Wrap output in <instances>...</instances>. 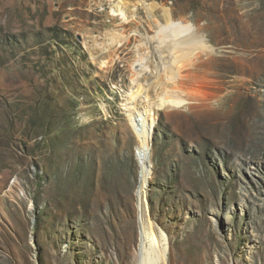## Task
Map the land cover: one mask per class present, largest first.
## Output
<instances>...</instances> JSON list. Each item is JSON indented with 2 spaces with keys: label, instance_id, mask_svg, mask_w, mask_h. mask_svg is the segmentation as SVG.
Wrapping results in <instances>:
<instances>
[{
  "label": "rangeland",
  "instance_id": "rangeland-1",
  "mask_svg": "<svg viewBox=\"0 0 264 264\" xmlns=\"http://www.w3.org/2000/svg\"><path fill=\"white\" fill-rule=\"evenodd\" d=\"M124 7L0 0V264H138V195L165 264H264V0ZM165 20L205 51L172 65ZM131 114L155 120L146 183Z\"/></svg>",
  "mask_w": 264,
  "mask_h": 264
},
{
  "label": "bare ground",
  "instance_id": "bare-ground-1",
  "mask_svg": "<svg viewBox=\"0 0 264 264\" xmlns=\"http://www.w3.org/2000/svg\"><path fill=\"white\" fill-rule=\"evenodd\" d=\"M109 2L110 6V16L112 19L116 20L118 19L120 21V25L124 27L125 25H129L134 21L133 17L127 15V12L125 11L124 7V0H107ZM191 25H183L181 22H173L171 20H165V24L157 25L156 26V40L158 47H160V50L162 53H167L169 55H174V53H180L182 58L181 60L176 59L172 60L171 64H175L176 61L181 62L184 60L183 58H190L189 55H194V51L202 50V40L200 37L196 36L193 32ZM132 36H134L137 31L133 32ZM112 34V33H111ZM119 35V34H118ZM131 37H124L122 41H124L123 45L130 41ZM136 36V35H135ZM118 37V36H117ZM111 39V38H110ZM111 45V44H110ZM121 45V47L123 46ZM116 46V45H115ZM120 48V47H119ZM205 50H202V53ZM206 53V52H205ZM198 54V53H197ZM176 56V55H175ZM109 55L104 56L100 62V66H107L109 64ZM173 57V56H172ZM198 57V56H197ZM191 60V59H190ZM170 61V60H169ZM186 61V60H185ZM193 61V60H192ZM136 63H139V66L143 70V60H139ZM170 63V62H169ZM169 63L162 62V65L164 64V68L170 69L172 65H169ZM184 63V61H182ZM186 63V62H185ZM193 63V62H192ZM167 64L169 66H167ZM138 65H133V69L135 70L137 76L140 75L136 67ZM191 66V65H190ZM172 69V68H171ZM172 72V70H169ZM175 73V72H173ZM177 75V74H175ZM180 76V70L178 71V76ZM136 77V76H135ZM189 76L181 77V84L185 83V81L188 80ZM177 78L173 77L172 74V82L175 83ZM135 82V80H134ZM183 92V91H181ZM180 97V96H179ZM186 97V96H185ZM189 98L193 97L191 93H189ZM195 97V96H194ZM134 99V96L130 97V100ZM171 99V98H170ZM164 100V99H163ZM190 100V99H188ZM184 97L182 98H175L171 100L170 105L172 104V107H179L183 105L184 102L188 101ZM166 100H164L165 102ZM163 102V101H162ZM167 102V101H166ZM169 102V100H168ZM163 104V103H162ZM164 108V106H161ZM166 107V106H165ZM148 114V113H147ZM152 114L146 115L144 119L139 120V116L135 114H131L130 120L134 127L135 134L137 135L138 141H139V147L137 149V160L140 166V174L141 178L144 183H146L150 176V170H151V157H150V141L152 136V130L155 126V120H153ZM140 122H142V128L138 129ZM141 125V124H140ZM141 191V190H140ZM140 200V205L138 204V210H139V225H140V240H139V248H138V264H165L166 262V249H165V237L162 230L156 228L153 221L148 220V222H145L143 218V211H142V200L139 198L138 195V202ZM151 238L152 243L150 244L149 250L150 253H146V243L147 239ZM140 259V260H139Z\"/></svg>",
  "mask_w": 264,
  "mask_h": 264
}]
</instances>
